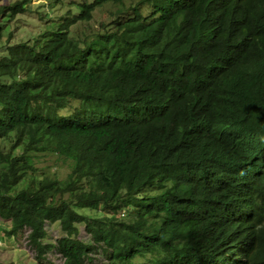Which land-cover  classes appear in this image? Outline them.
<instances>
[{
	"label": "trees",
	"instance_id": "1",
	"mask_svg": "<svg viewBox=\"0 0 264 264\" xmlns=\"http://www.w3.org/2000/svg\"><path fill=\"white\" fill-rule=\"evenodd\" d=\"M5 1V235L42 264H264V0H82L17 41L32 0ZM106 4L126 12L74 36Z\"/></svg>",
	"mask_w": 264,
	"mask_h": 264
},
{
	"label": "rangeland",
	"instance_id": "2",
	"mask_svg": "<svg viewBox=\"0 0 264 264\" xmlns=\"http://www.w3.org/2000/svg\"><path fill=\"white\" fill-rule=\"evenodd\" d=\"M12 0H6L5 3H9ZM39 1L47 0H32V6L28 12L25 14L15 18L11 21V26L13 25L12 32H15L17 36H13V40L17 41L25 37V39H29L32 35L36 34L41 28L47 25L48 21L52 18L55 20L59 14L66 13V9H73L74 4H78L82 0H62L63 6H44L42 7ZM138 0H126V6L131 4H136ZM39 3V4H38ZM34 5L38 10H35ZM30 7V6H29ZM143 13L146 15L149 14L150 7L146 5V7L140 6ZM76 9V8H75ZM121 9V10H120ZM120 10L125 13V9L121 8L120 5L106 4L103 7L97 8L93 13V19L90 22L78 23L77 25L71 26L70 30L76 37H85L84 35H91L100 29L101 24H106L110 22L117 15V11ZM122 15V14H121ZM126 16V14H123ZM122 15V16H123ZM7 34L3 36V39L0 41V57L5 53L3 52L5 48V38ZM5 44V45H4ZM38 167L45 168L50 170L49 172L53 173V163H55L54 157H48L47 155L39 156L37 159ZM59 169V173L62 176H65L69 172L67 164H62ZM8 224L0 218V262L5 264H42L37 262L35 258V252L29 246L27 240V234L29 232V228L22 229L21 233L17 237H7L5 235V230ZM61 236V231L59 224L55 223L50 226L49 229V237L52 239L59 238ZM81 239H85L86 235L83 230H81ZM49 262H45L46 264H61L62 261L59 258L57 253H48ZM88 264H96L95 261L88 262Z\"/></svg>",
	"mask_w": 264,
	"mask_h": 264
},
{
	"label": "clouds",
	"instance_id": "3",
	"mask_svg": "<svg viewBox=\"0 0 264 264\" xmlns=\"http://www.w3.org/2000/svg\"><path fill=\"white\" fill-rule=\"evenodd\" d=\"M179 146H180L181 151L184 152L186 155L190 156L191 158L198 160V161L201 159L202 152L196 143L182 140L179 138ZM217 166H216V169H217ZM190 174H191V180L195 184V177L197 173H190ZM245 198L246 197H239L238 199L240 203H242ZM233 225L234 224H230V225L228 224L229 229H231Z\"/></svg>",
	"mask_w": 264,
	"mask_h": 264
}]
</instances>
